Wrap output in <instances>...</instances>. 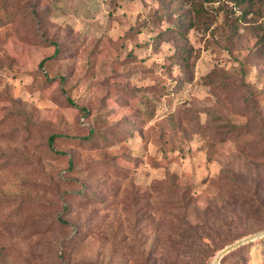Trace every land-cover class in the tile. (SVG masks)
<instances>
[{
    "label": "rangeland",
    "instance_id": "1",
    "mask_svg": "<svg viewBox=\"0 0 264 264\" xmlns=\"http://www.w3.org/2000/svg\"><path fill=\"white\" fill-rule=\"evenodd\" d=\"M263 228L264 0H0V264H211Z\"/></svg>",
    "mask_w": 264,
    "mask_h": 264
},
{
    "label": "trees",
    "instance_id": "2",
    "mask_svg": "<svg viewBox=\"0 0 264 264\" xmlns=\"http://www.w3.org/2000/svg\"><path fill=\"white\" fill-rule=\"evenodd\" d=\"M238 2H247V1H249V0H237ZM43 62V60L41 61V63ZM52 138H53V135H51L50 137H49V143L52 141ZM254 191H256V190H254ZM251 195H254V193H251ZM251 195H248V191H243L242 192V194L239 196V197H237V199L239 200V204L240 205H256V204H252L253 203V198H252V196ZM250 200H251V202H250ZM249 203V204H248ZM215 223L214 222H212V226H209L208 228L210 229V230H212V228H213V225H214ZM195 227H199V224H195L194 225ZM197 233V232H196ZM196 239V241H198L197 240V238H195ZM194 239V240H195ZM249 241H251V240H249ZM249 241H247V242H249ZM247 242H244V243H242V244H240L239 246H237V247H235V248H233V249H231V250H229L228 252H226L220 259H219V261H218V263L217 264H221V262H222V260L228 255V254H230L231 252H236V251H238V249H240V247H242V246H244V244L245 243H247ZM229 244V243H228ZM224 247V246H223ZM222 247V248H223ZM240 257H238V258H236L235 260H237L236 261V264H246V263H244L243 261L245 260V259H239Z\"/></svg>",
    "mask_w": 264,
    "mask_h": 264
},
{
    "label": "water",
    "instance_id": "3",
    "mask_svg": "<svg viewBox=\"0 0 264 264\" xmlns=\"http://www.w3.org/2000/svg\"><path fill=\"white\" fill-rule=\"evenodd\" d=\"M264 235V228L257 231V232H254V233H251V234H248V235H245L227 245H225L223 248H221L217 253L216 255L214 256L211 264H217L219 259L226 253L228 252L229 250L239 246L240 244L244 243V242H247L249 240H252L256 237H261Z\"/></svg>",
    "mask_w": 264,
    "mask_h": 264
}]
</instances>
